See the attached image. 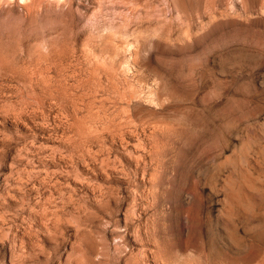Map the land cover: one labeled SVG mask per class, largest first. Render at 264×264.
I'll use <instances>...</instances> for the list:
<instances>
[{"label":"rangeland","instance_id":"rangeland-1","mask_svg":"<svg viewBox=\"0 0 264 264\" xmlns=\"http://www.w3.org/2000/svg\"><path fill=\"white\" fill-rule=\"evenodd\" d=\"M262 124L264 0H0V264H264Z\"/></svg>","mask_w":264,"mask_h":264},{"label":"bare ground","instance_id":"bare-ground-1","mask_svg":"<svg viewBox=\"0 0 264 264\" xmlns=\"http://www.w3.org/2000/svg\"><path fill=\"white\" fill-rule=\"evenodd\" d=\"M260 132L262 134V137L264 138V124H262ZM247 140H245L246 142L243 143L242 146L240 147V152L235 157L236 162H234L235 161L234 159H233L234 161L232 159H225L226 161L220 163L219 166L217 168H215L214 171H212V172H214V174H216L217 170L219 168L226 167V168H231L233 170H238V172H239V181L238 182L235 183L232 181L231 178H228L227 180L223 181V184L221 186V190L223 191V193L225 195V199H229L226 202H224L225 208L223 209V216L227 215L229 213H232V212L234 213L233 204L234 205H237V204L243 205L244 204V205H247V207H245V210L254 211L255 208L250 207V205H252V204H250V202H248L246 194H247V192H252V193L256 192V193H260V195H261V191H260L261 177L258 174V172L255 173V171H254V170L258 169L257 166L259 164H257V159L254 160L250 156V150H251L252 146L256 147L257 144H256V142H250V141L248 142ZM254 140H256V139H254ZM257 150H258V147H257ZM258 154H260L262 157L261 159L264 160V150L261 149L258 152ZM249 160H252L251 162L254 164V167L253 166L251 167L249 165V163H248ZM205 171L207 172V170H205ZM214 174H213V176H214ZM212 188H215V186H212ZM239 211H241V210L239 209Z\"/></svg>","mask_w":264,"mask_h":264}]
</instances>
